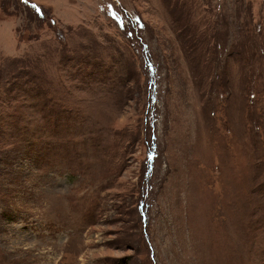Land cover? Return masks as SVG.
I'll use <instances>...</instances> for the list:
<instances>
[{
    "label": "rangeland",
    "instance_id": "obj_1",
    "mask_svg": "<svg viewBox=\"0 0 264 264\" xmlns=\"http://www.w3.org/2000/svg\"><path fill=\"white\" fill-rule=\"evenodd\" d=\"M0 264H264V0H0Z\"/></svg>",
    "mask_w": 264,
    "mask_h": 264
}]
</instances>
